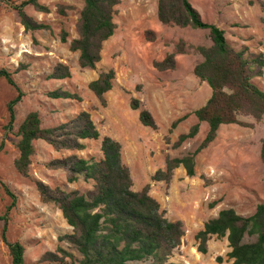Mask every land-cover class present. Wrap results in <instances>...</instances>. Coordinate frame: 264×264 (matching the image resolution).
<instances>
[{
	"label": "rangeland",
	"instance_id": "374dc122",
	"mask_svg": "<svg viewBox=\"0 0 264 264\" xmlns=\"http://www.w3.org/2000/svg\"><path fill=\"white\" fill-rule=\"evenodd\" d=\"M23 0H0V69L12 72L23 97L14 106L12 129H5L8 121L7 103L16 96L15 89L0 79V264H10L6 242L18 241L24 246L25 264H43L42 255L58 248L72 255L65 261H78L82 255L67 240L72 227L53 203L44 202L34 181L53 188L77 190L81 194L93 189L94 182L79 175L69 182L72 173L67 159L99 160L104 136L121 145V160L132 179V190L149 186V194L165 211L170 221L180 220L184 235L180 245L171 251L169 262L178 264H232L227 258V238L207 241V252L197 250L194 238L201 224L221 209L232 208L241 216L254 213L257 204L264 203V165L260 160V146L264 139V115L257 119L238 114L239 122L220 124L215 138L194 156V175L189 176L182 165L174 168L169 183L154 180V173L165 169L167 157L191 154L208 132V124L199 121L194 111L207 102L211 89L193 74V68L203 61L197 47L212 43L208 30L164 24L157 18L158 0H121L115 6L113 35L102 44L101 59L95 68H83L78 63V51L69 49L70 41L78 37L76 30L84 0H38L47 11H39L32 4L24 6L33 20L49 29L25 30L14 6ZM203 21L213 23L225 32L229 46L238 51L264 55V0H189ZM67 33L61 42L60 33ZM180 48L183 50L180 51ZM172 54L174 67L155 66ZM58 63L65 64L70 77L48 79L47 75ZM109 69H114L112 88L103 97L105 105L88 88L90 81ZM264 91L262 74L250 79ZM61 88L75 92L76 99H52L47 92ZM139 100V108L132 110L130 100ZM152 115L155 128L144 126L138 119L140 110ZM29 111H37L42 127L66 123L67 134L59 131V140L71 142L82 120L80 112L89 113L99 132L97 140H79L80 150L58 148L47 141H34L29 176L22 177L14 166L18 157L16 143L18 126ZM180 119L175 127L172 123ZM198 123V132L174 146L179 135L187 134ZM57 160V163L54 161ZM54 161V166L51 162ZM33 180V181H32ZM6 186L16 196L6 223L4 241L1 216L11 199ZM218 215V214H217ZM254 237L245 236L243 241ZM222 257V263L215 258ZM151 259L130 261L127 264H150Z\"/></svg>",
	"mask_w": 264,
	"mask_h": 264
},
{
	"label": "trees",
	"instance_id": "16d2710c",
	"mask_svg": "<svg viewBox=\"0 0 264 264\" xmlns=\"http://www.w3.org/2000/svg\"><path fill=\"white\" fill-rule=\"evenodd\" d=\"M121 0H84L76 30L78 37L70 41L69 49L78 51L80 67L94 69L101 59L102 44L113 35L116 27L113 21L115 6ZM32 4L39 11L47 8L38 0H23L14 6L20 23L25 30L49 29V26L33 20L24 6ZM157 18L164 24L173 23L181 27L208 30L211 40L209 47L198 46L203 61L193 68V74L205 81L211 89V95L205 105L196 109L194 115L199 121L208 124V132L201 144L191 154L182 157H167L165 169L157 170L154 180L169 183L174 168L182 165L189 176L194 175V156L205 148L216 136L220 124L239 122L238 114L251 115L260 119L264 115V91H261L250 79L262 74L264 55L248 52L243 46L234 50L225 39V32L213 23L202 20L199 11L189 0H158ZM61 42L67 41V33L61 31ZM183 49L180 48V51ZM160 69L174 67L173 56L169 54L162 62H157ZM70 77L69 68L62 63L54 66L47 75L48 79H65ZM114 69L101 72L89 82L88 88L105 105L103 95L111 90ZM4 78L15 91L16 96L7 103L8 121L5 129H12L15 120L14 106L23 97L22 90L16 85L12 72L0 69V79ZM52 99H76L75 92L61 88L47 92ZM130 108L137 110L139 100L132 98ZM82 124L78 127L71 142L59 140L58 132L67 134L66 123L53 127H42L37 111H29L18 126L19 139L16 143L18 157L14 161L17 172L31 180L29 166L35 153L34 141L42 139L56 149L62 147L80 150L84 144L79 140L99 138V132L90 119L89 113L82 111L78 115ZM138 119L144 126L155 128L156 124L150 112L140 110ZM179 118L172 123L175 127ZM199 124H194L187 134L179 135L174 146L198 132ZM103 157L99 160L68 157L67 163L72 176L69 182L79 175L94 182L93 189L81 194L77 190L66 191L60 187H49L41 181L34 185L42 201L55 204L61 211L67 224L72 227V234L65 235L82 255L78 261L66 262L72 255L58 248L57 251H46L42 255L43 264H127L130 261L151 259L150 264H178L169 262L171 251L180 245L184 235L180 220L170 221L160 203L149 194V186L141 190H132V179L128 167L121 160V145L109 136H104L100 144ZM260 160L264 165V139L260 146ZM57 163V160H54ZM54 161L51 165L54 166ZM33 181V180H32ZM11 202L6 206L1 219L4 221L2 238H5L6 223L10 210L16 206V196L4 186ZM215 235L226 237L228 241L227 258L232 264H264V203H259L253 214L241 216L232 208L221 209L218 215L208 219L194 238L198 241L197 250L207 252V241ZM245 236L254 237L244 242ZM10 264L24 263V246L18 242H6ZM222 263V257L215 258Z\"/></svg>",
	"mask_w": 264,
	"mask_h": 264
},
{
	"label": "crops",
	"instance_id": "0c3cea01",
	"mask_svg": "<svg viewBox=\"0 0 264 264\" xmlns=\"http://www.w3.org/2000/svg\"><path fill=\"white\" fill-rule=\"evenodd\" d=\"M217 214H218V213L216 212V214H215L213 217H216V216H217ZM204 223H205V222H204ZM204 223H202V224H201V227H200V229H202V228H203V225H204ZM223 238H226V237H223ZM212 239H213V237H212V238H210L208 242H210ZM226 240H227V239H226Z\"/></svg>",
	"mask_w": 264,
	"mask_h": 264
}]
</instances>
